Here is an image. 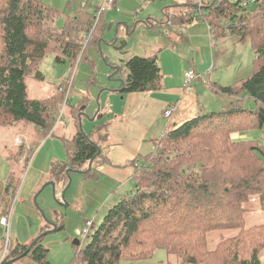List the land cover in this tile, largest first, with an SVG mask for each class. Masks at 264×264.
Wrapping results in <instances>:
<instances>
[{"label":"trees","instance_id":"1","mask_svg":"<svg viewBox=\"0 0 264 264\" xmlns=\"http://www.w3.org/2000/svg\"><path fill=\"white\" fill-rule=\"evenodd\" d=\"M243 1L210 0L201 16L211 33L236 35L240 42L251 44L252 72L227 86L208 83L209 90L232 100L217 111L194 115L165 129L159 138L149 139L150 151L137 154L132 161L131 188L108 209L83 249L74 244L72 264L144 260L157 250L173 255V264H264V222L248 225L244 220L245 213L264 211V144L259 139L232 137L264 128V0L246 6ZM58 17L57 11L40 0H0V128L32 124L40 140L55 133V121L70 88V71L45 98H31L25 79L42 77L38 63L49 51L56 61L68 60L73 66L78 55L81 60L103 34L98 29L100 17L90 32L93 15L84 9L66 16L60 27L55 24ZM167 17L182 23L193 19L187 12ZM118 68L123 71L116 66L113 72ZM124 70L121 94L161 88L155 56H132ZM244 100L254 101L255 106L245 107ZM78 111L74 110L75 117ZM105 125L61 137L68 160L53 163L50 179L57 183L66 177L68 167L86 171L97 142L106 137ZM91 134H97V140ZM34 147L30 144L27 154ZM23 159L27 161L28 155ZM92 170L83 174L90 177ZM14 172L8 171L0 192L2 213L11 206L18 186ZM215 231L234 233L220 237L210 247L207 239ZM40 242L41 237L23 256L36 264H50ZM27 246L17 244L0 264L22 256Z\"/></svg>","mask_w":264,"mask_h":264},{"label":"rangeland","instance_id":"2","mask_svg":"<svg viewBox=\"0 0 264 264\" xmlns=\"http://www.w3.org/2000/svg\"><path fill=\"white\" fill-rule=\"evenodd\" d=\"M40 1L57 11L59 17L56 18L55 24L60 27L64 18L71 16L78 9L94 12L99 0ZM208 1L210 0H204V3ZM117 6L118 10L102 11L98 23V29H103L101 40L96 47L90 44L81 60L78 55L76 63L70 66L68 60L63 63L56 61L54 53L49 51L38 63L37 70L42 77L32 75L25 79L31 98H45L53 94L56 86L70 71V88L65 93L58 112V120L54 125L55 133L40 140L35 135L37 131L32 124L19 123L0 128V192L10 169H14V180L18 183L10 204L11 216L8 226L4 228L0 225V259L4 253L6 239L9 240L10 246L3 257L17 244L29 246L36 237L55 226L54 231L41 236L40 243L47 249L46 260L50 264H72L76 251L74 239L80 241L77 248L83 249L108 209L118 202L124 191L131 188L130 185L127 187L125 184H117L105 175L97 173L95 169L91 171L90 177H87L69 167L64 172L66 177L55 183L54 189L47 182L51 181L50 170L53 163L68 160L61 137L70 138L77 129L89 133L99 123L109 120L110 114L111 118H120L113 112L119 111L121 100L110 88L119 84L117 76L126 75L124 65L132 56L155 55L159 63L161 55L166 57L168 54L175 69L183 68L186 64L199 73L200 79L189 82L192 94H200L199 103L189 101L193 109L199 110L193 113L194 115L217 111L228 104V97L209 90L208 83L227 86L249 75L253 70L254 50L251 44L240 42L236 35L220 36L211 33L202 16H194L196 9L190 0H118ZM180 12H187L193 19L186 23L171 20L168 25H158L160 23L157 18H166L167 14L171 16ZM147 19L155 26L150 27ZM112 61L118 66L122 65L123 71L113 73L111 68L115 63ZM88 81L91 83L88 84ZM243 105L251 108L255 103L252 100H244ZM77 108L79 113L75 117L74 110ZM97 112L104 113V117H94ZM193 114L186 118L194 116ZM174 117L175 115L170 119H161V128L163 125L171 128L178 124ZM15 134L27 138V142L23 144L26 148L30 144L35 145L32 154H27L25 147L14 144ZM90 136L97 139V134ZM232 137L259 139V143L264 144V128L235 133ZM150 146V142H147L140 152L150 151ZM24 155H28L27 161H24ZM19 156L22 157L20 162ZM98 158L99 156L95 160ZM67 169L70 170L69 175L66 173ZM86 220L91 221L92 228L88 227V233L84 235L82 230L86 227ZM244 220L248 225L262 223L264 211L253 210L245 213ZM233 233L234 231L212 232L208 236L207 245L212 247L220 237ZM174 260L173 255L166 254L164 250H157L152 258L135 261L123 259L118 264H173ZM14 263L36 264L27 255Z\"/></svg>","mask_w":264,"mask_h":264},{"label":"crops","instance_id":"3","mask_svg":"<svg viewBox=\"0 0 264 264\" xmlns=\"http://www.w3.org/2000/svg\"><path fill=\"white\" fill-rule=\"evenodd\" d=\"M163 11L164 13H168L166 10ZM91 13H93L92 10ZM167 15L169 16V14ZM157 19H159V26L163 24L168 25L170 22L168 17ZM148 20L149 19H147V23L150 24V27L155 26L152 21L149 22ZM127 32L129 33V29H127ZM112 63L116 64L115 61H112ZM115 64L113 67H116V65L118 66V64ZM159 64L161 69V88L158 90L121 94L119 91L122 83L120 82L117 86L110 88V91L116 92L120 97L121 107L117 113L113 112L114 114H118L120 118H111L110 114V119L105 120L106 137L104 140H99L97 142V145L102 151L99 158L95 160L97 156L94 159L91 167L93 170L95 169L97 173L105 175L106 178H110L117 184H125L127 187L131 186L130 179L135 165V163L132 162L133 159L137 154L142 153L140 150L147 142H150L149 139L159 138L164 130L168 128L165 125H163L162 128L160 126L161 119L165 118L162 115V111L165 107L168 105H173L175 107L174 112L167 119L175 115L174 118L178 121V124L188 119L186 117H189V115L199 111L196 110V108L193 109L189 101H192V103H199L200 94L196 93V95H193L191 88H189L190 84L186 85L184 83L183 73L189 67L185 64L183 68L179 67V69H175L172 65V58H170L168 54H166V57L165 55H161ZM121 66L122 65L118 67ZM118 71L119 68L117 69V73ZM117 78L124 80L125 77L119 75ZM87 83L90 84L89 81ZM100 91H102V88ZM223 96L227 97L225 95ZM230 99L231 98L228 97L229 101ZM112 109H114L113 106ZM199 109H201V106H199ZM104 115V113L99 114V112H97L95 117L99 116L103 118ZM174 122L175 121H173V123ZM18 160L20 162L22 157L19 156ZM2 189L3 187L1 190Z\"/></svg>","mask_w":264,"mask_h":264},{"label":"built area","instance_id":"4","mask_svg":"<svg viewBox=\"0 0 264 264\" xmlns=\"http://www.w3.org/2000/svg\"><path fill=\"white\" fill-rule=\"evenodd\" d=\"M190 1L192 2V4L194 5V7L196 9L195 15L201 16L204 5H205L204 0H190ZM253 1L254 0H244L242 2V6H246ZM112 9L118 10L117 0H100L98 2L95 11L92 13L93 20H92V27H91L90 32L95 27V24L99 20V17L101 15L102 11L103 10H112ZM183 77H184V83L186 85H188L189 82L192 80L200 79L199 73H196V71L193 68L187 69L183 73ZM174 110H175V107L173 105H168L167 107H165L163 109L162 115L165 118H169L171 116V114L174 112ZM13 142L17 146H22L24 143L27 142V138L25 136L20 135V134H16V135H14ZM28 147H29V145H28ZM10 216H11V206L9 207V209L6 212H4L0 215V225L3 226L4 228L7 227L8 223H9ZM85 225H86V227L82 230V233L84 235H86L88 233V227L92 228V223H91V221L86 220ZM9 246H10V242L8 239H6L5 246H4V253L7 251V248H9ZM4 253L0 259V262L5 258V257H3Z\"/></svg>","mask_w":264,"mask_h":264},{"label":"water","instance_id":"5","mask_svg":"<svg viewBox=\"0 0 264 264\" xmlns=\"http://www.w3.org/2000/svg\"><path fill=\"white\" fill-rule=\"evenodd\" d=\"M116 40V39H115ZM112 68H114L113 66H112ZM111 68V69H112ZM117 71V69L113 72V73H115ZM120 83H123V80L122 79H117ZM79 118H80V115L78 116ZM95 117V116H94ZM80 120V119H79ZM80 126V125H79ZM80 129H81V126H80ZM101 148L99 147V146H97V151H96V153H95V155H93L90 159H89V161H88V165H87V169H86V171L87 170H89L90 168H91V165H92V163H93V161H94V159L97 157V156H99L100 154H101ZM71 170H75V171H79V172H81V173H85L86 171H84V170H76V169H71ZM69 171L70 170H66V173H67V175H69ZM48 184H50V185H52V188L54 189V187H55V182L53 181V180H51V181H49V182H47ZM68 185H69V183H68ZM56 229V227L55 226H53V228L51 229V230H48V231H45L44 233H42L41 235H39L38 237H36L31 243H30V245L29 246H27V248H26V250L22 253V256L24 255V254H27L30 250H31V248L34 246V244L36 243V241L42 236V235H44V234H46V233H49V232H51V231H54ZM74 243H75V245H78L79 243H80V241L79 240H77V239H74ZM21 255L20 256H17V257H15V258H11V259H9V260H7L4 264H11L15 259H19L20 257H22Z\"/></svg>","mask_w":264,"mask_h":264},{"label":"bare ground","instance_id":"6","mask_svg":"<svg viewBox=\"0 0 264 264\" xmlns=\"http://www.w3.org/2000/svg\"><path fill=\"white\" fill-rule=\"evenodd\" d=\"M208 2H209V1H208ZM206 9H207V8H206ZM204 17H205V16H204ZM78 105H79V104H78ZM73 127H74V125H73ZM189 193H190V192H189ZM189 193H188V194H189ZM188 194H187V195H188ZM190 197H191V196H190ZM187 198H188V197H187ZM185 199H186V198H185ZM194 199H195V198H194ZM212 219H213V218H212ZM180 222H182V221H180ZM0 243H1V242H0ZM0 245H1V244H0ZM13 249H14V248H13ZM9 252H10V251H9ZM8 257H9V256H8ZM14 264H15V263H14Z\"/></svg>","mask_w":264,"mask_h":264}]
</instances>
